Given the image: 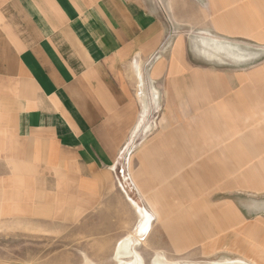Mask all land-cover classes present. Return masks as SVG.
I'll return each mask as SVG.
<instances>
[{
    "label": "crops",
    "instance_id": "obj_1",
    "mask_svg": "<svg viewBox=\"0 0 264 264\" xmlns=\"http://www.w3.org/2000/svg\"><path fill=\"white\" fill-rule=\"evenodd\" d=\"M164 1L171 6L172 0H0V219L54 218L61 224L80 219L82 211L92 207L99 174L109 172L118 149L131 134L136 119L133 84L141 77L145 82L169 84L167 128L171 134L158 135L140 151L139 169L132 172L139 190L146 192L145 185L163 179L159 169L150 165L153 163H160L163 169L171 167L169 162L195 163L204 155L197 162L219 163L216 175L222 169L217 157H228V147H233L236 161L242 162L243 153L256 154L254 137L237 134L238 128H228L235 132L228 146H221L227 136L223 126L218 130L213 127L208 135L187 132L199 118L189 101L196 97L190 88L199 85L200 78L188 58L184 35L173 34L166 42V27L159 12ZM205 1L206 24L215 34L264 40V0ZM147 2L155 5L148 6ZM200 40L207 57L218 50L231 53L228 47ZM150 59V68L143 70ZM242 74L232 77L223 72L210 78L212 88L219 91L207 95L217 101L207 122L216 123L217 118L218 122L235 121L237 113H229L228 108L239 103L242 109L236 111H250L255 98H261L251 94L252 80ZM242 90L250 94H239ZM243 99L247 102L241 103ZM243 125L245 130L253 129L251 124ZM179 128H188L186 142H179L180 136L175 135ZM195 137L203 142L210 139L204 144H217L218 153L214 155L216 145L212 149L204 146L198 156L194 151L181 154L182 144L194 145ZM159 139L163 146H170L169 156L158 151ZM205 169L214 170L209 166ZM217 177L222 178V174ZM194 178L200 181L204 175ZM243 190L255 192L251 187ZM248 201L246 206L251 210L264 208L253 199ZM132 202L139 214L137 228L141 209ZM203 209L206 215L213 211L207 205ZM236 214L234 208L225 205L219 211V226L225 225V220L231 222ZM156 216L160 218L158 211ZM259 226L263 227L259 234H263L264 224ZM150 230L151 223L144 243ZM134 233L117 241L113 258L121 242L131 252ZM135 248L132 246V251Z\"/></svg>",
    "mask_w": 264,
    "mask_h": 264
},
{
    "label": "rangeland",
    "instance_id": "obj_2",
    "mask_svg": "<svg viewBox=\"0 0 264 264\" xmlns=\"http://www.w3.org/2000/svg\"><path fill=\"white\" fill-rule=\"evenodd\" d=\"M146 5L155 3L147 2ZM206 5L205 0H172L171 6L164 1L163 7L159 8L166 27V42L171 41L173 34L184 35L188 58L191 59L194 74L200 78L199 85L190 88L196 97L189 101L199 118L189 126H194L191 130L179 128L175 135L180 136L179 142H186L185 129L197 135L201 131L208 135L213 127L218 130L223 126L227 136L219 145L228 146L232 143L231 135L235 133L228 128H238L237 134L244 132L254 137L252 142L257 143L253 144L257 147L254 150L256 154L251 156L247 151L248 154H242V162L236 161L232 157L233 147H228V157L224 154L217 157V160L221 159L222 169L216 175L219 163L197 162L204 155L195 159V163L169 162L171 167L174 166L173 171H170L169 165L161 169L160 163H153L150 165L159 169L163 179H154L151 184L145 185L146 192L139 190L132 180V172L139 169L140 151L146 145L148 148L158 135L159 138L171 134L167 128L170 121V107L166 102L167 95L170 96L169 84L145 82V78L141 77L133 84L136 119L131 134L118 149L115 163L108 167L109 172L99 174V189L92 195V207L84 209L80 219H69L61 224L54 218L0 219V264H117L118 261L113 258L115 244L134 231L129 245L131 253L122 256L123 260L133 259L134 253L140 254V251L144 264H155L157 254L174 262L205 263L223 258H244L252 264H264V233L259 234L263 228L259 225L264 224V208L251 210L246 206L251 199L264 204V98L261 96L264 94V40L253 42L246 38L215 34L206 24ZM171 26L174 32L170 34ZM200 39L209 45L228 47L231 53L218 50L214 56L207 57L200 51L202 47L205 48ZM150 65L151 59L143 70L149 69ZM223 72L232 77L236 73H243L252 80L249 87L253 89L251 94H259L257 97L261 98H255V106L250 111H236V108L242 109L239 103L236 107L232 105L233 109L228 108L229 113H237L235 121L218 122L217 118L216 123H209L206 120L214 114L211 109L217 101L212 100V95H207L211 91V94L219 91L217 87L212 88L210 78ZM228 94H234V91ZM239 94L250 92L242 90ZM243 124H251L253 129L245 130L247 127ZM188 139L191 141L190 135ZM198 140L195 137L194 145L182 144L180 153L184 155L194 151V155L198 156L204 146L212 149L217 145L207 144V147L204 143H209L210 139L206 138L205 142L204 139ZM157 143L158 151L169 156L170 146H163L161 139ZM218 149L217 145L214 155ZM247 160L253 164L247 163ZM206 166L214 170L207 171ZM241 168H245V171H241ZM249 169L250 173L247 171ZM152 172H155V168ZM219 174H222V178L217 177ZM200 175H204L200 181L194 178ZM248 187L255 188V192L243 190ZM132 200L139 205L141 214L144 208L152 214L151 217L145 209L150 216L149 225L151 223L145 243L142 240L149 225L144 233L140 232L141 219L136 228L139 214ZM205 205L213 209L209 215L203 209ZM225 205L234 208L237 214L231 222L225 220L226 224L219 226V211ZM132 246L136 247L137 252L132 251Z\"/></svg>",
    "mask_w": 264,
    "mask_h": 264
},
{
    "label": "bare ground",
    "instance_id": "obj_3",
    "mask_svg": "<svg viewBox=\"0 0 264 264\" xmlns=\"http://www.w3.org/2000/svg\"><path fill=\"white\" fill-rule=\"evenodd\" d=\"M200 51L202 52L201 49H200ZM155 95H157V93ZM141 215H142L141 216L142 222L140 224V232L144 233L148 228L150 216L145 209H143V212ZM126 247H127V244L125 242H123V243L121 242V244L118 246L117 251H116V257H115L116 260L118 261L117 264H144L142 262V258L140 257V255L138 253H134L133 259L130 258L129 260H123L122 256L129 254ZM130 255H132V254H130ZM243 259H240V258H237V259L223 258L222 260H215V261H210V262H205V263H200V262H174V261L167 260L164 255L158 254L154 259V263L155 264H252V263H249Z\"/></svg>",
    "mask_w": 264,
    "mask_h": 264
}]
</instances>
